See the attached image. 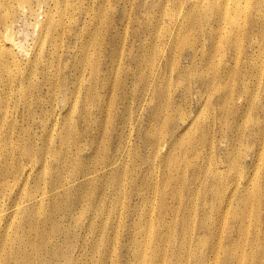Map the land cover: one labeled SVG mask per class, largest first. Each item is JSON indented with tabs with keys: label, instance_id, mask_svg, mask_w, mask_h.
<instances>
[{
	"label": "rangeland",
	"instance_id": "1",
	"mask_svg": "<svg viewBox=\"0 0 264 264\" xmlns=\"http://www.w3.org/2000/svg\"><path fill=\"white\" fill-rule=\"evenodd\" d=\"M28 1L0 4V264H179L184 233L186 264H264V18L226 42L213 0Z\"/></svg>",
	"mask_w": 264,
	"mask_h": 264
},
{
	"label": "bare ground",
	"instance_id": "2",
	"mask_svg": "<svg viewBox=\"0 0 264 264\" xmlns=\"http://www.w3.org/2000/svg\"><path fill=\"white\" fill-rule=\"evenodd\" d=\"M13 1H15V0H0V4L4 7V8H6V7H12V3H13ZM16 1H20L21 2V6L23 7V8H25V10L27 9L30 13H32V12H34V5H30V3H29V1L28 0H16ZM36 1V4H38L39 2L41 3L42 1L41 0H35ZM207 1V0H206ZM209 1V0H208ZM242 0H213V4H210V8H205V10H204V13H208L209 14V12H210V14L212 13L215 17H218L220 20H221V23H225L224 24V27H227L228 28V34H225V35H228V37H227V41L226 42H228L229 41V36L231 35V33L232 32H234L235 31V34H239L241 31H243V30H240V32L238 31L239 30V28H241V27H239L238 25L240 24V20H238V18L240 17V16H243V18H249V20H251V21H253V24L256 22L255 20H254V18H255V15H261V17L262 18H264V1L263 0H261L260 2H258L256 5L257 6H255V7H258L259 9L258 10H256L255 12H254V15L252 14V12L250 11V12H248L247 10H238V7L237 6H239V5H237V6H235V7H237L236 8V10L234 11H232L231 13H229V11H228V8L231 6V4H233V3H235V4H237V3H239V2H241ZM27 2V3H26ZM195 2V1H194ZM193 2V3H194ZM201 2V1H200ZM23 3H26V5H23ZM254 8V7H253ZM13 13V12H12ZM209 14V15H210ZM212 14H211V16H212ZM206 16H208V15H206ZM245 16V17H244ZM259 17V16H258ZM12 19L14 18V17H11ZM259 20V19H258ZM218 21V20H217ZM260 21V20H259ZM258 24V23H257ZM221 25V24H220ZM263 25V24H262ZM218 26V25H217ZM223 26V25H222ZM221 26V28H223ZM262 27V26H261ZM220 28V29H221ZM218 29H219V27H218ZM264 29V28H263ZM222 31V30H221ZM238 31V32H237ZM262 31V30H261ZM244 32H246V31H244ZM262 32H264V31H262ZM241 33H243V32H241ZM222 34H223V32H222ZM237 34V35H238ZM241 35H243V34H241ZM240 34H239V36L238 37H240L241 36ZM256 36V35H255ZM262 36V35H261ZM237 40H238V38H236ZM262 40V39H261ZM1 41V40H0ZM262 42V41H261ZM238 43V42H237ZM263 43V42H262ZM8 44H10V43H8ZM7 45V44H6ZM0 46H3V45H0ZM216 46H217V44H216ZM237 46H238V44H237ZM262 45L260 44V47H261ZM239 47V46H238ZM237 47V48H238ZM264 47V46H263ZM217 48V47H216ZM214 49H215V47H214ZM216 50V49H215ZM214 50V51H215ZM195 53V52H194ZM263 53H264V51H263ZM197 54V53H196ZM195 54V55H196ZM204 54H206L205 52H204ZM216 54V53H215ZM238 54V53H237ZM212 55V54H211ZM213 57V56H212ZM252 57V56H251ZM171 58V57H170ZM169 58V59H170ZM243 59V58H242ZM174 60V59H173ZM195 61V60H194ZM197 61V60H196ZM251 62V61H250ZM196 63V62H195ZM211 63V62H210ZM216 63V62H215ZM253 63V62H252ZM217 64H219V62L217 63ZM254 64V63H253ZM171 65V64H170ZM210 66V68L211 67H213L212 66V64H209ZM256 65V64H255ZM193 66V65H192ZM261 66V65H260ZM215 67V66H214ZM217 67H219V66H217ZM216 67V68H217ZM256 66H254V68H255ZM195 68V67H194ZM260 68V67H259ZM262 68V67H261ZM260 68V69H261ZM213 70H214V68H212ZM256 69V68H255ZM258 69V68H257ZM172 70V69H171ZM218 70L219 69H215V75H219V73H218ZM157 71V70H156ZM229 71H231V75H236V76H238L239 74L237 73L236 74V72H235V69H229L228 70V72ZM256 71V70H255ZM258 71V70H257ZM261 72V71H260ZM259 72V73H260ZM255 73V72H254ZM258 73V72H257ZM262 73V72H261ZM244 74V73H243ZM231 75H230V77H231ZM253 75V74H252ZM255 75H257V74H255ZM201 76V75H200ZM254 76V75H253ZM259 76H260V74H259ZM258 76V77H259ZM199 77V76H198ZM197 77V78H198ZM215 77V76H214ZM243 77V76H242ZM255 77V76H254ZM257 77V76H256ZM196 78V79H197ZM201 78V80H202V76L200 77ZM234 78V77H233ZM154 79V78H153ZM199 79V78H198ZM259 79H261V78H259ZM200 80V79H199ZM224 80V79H223ZM241 80V79H240ZM255 80H256V78H255ZM226 82V81H225ZM245 82V81H244ZM247 82H249V81H247ZM257 82V81H256ZM253 83V82H252ZM259 83V82H258ZM203 84V83H202ZM224 84H226V83H224ZM228 84V83H227ZM226 84V85H227ZM250 85V84H249ZM249 85H248V87H249ZM254 85V84H253ZM259 85V84H258ZM258 85H256L257 87H258ZM223 86H225V85H223ZM260 86V85H259ZM256 87V88H257ZM229 88H230V86H229ZM228 88V89H229ZM232 88V87H231ZM255 88V89H256ZM260 88V87H259ZM259 88H258V90H259ZM257 90V89H256ZM229 92H230V90H229ZM229 92H228V94H229ZM252 92H253V90H252ZM258 92V91H257ZM230 93H232V92H230ZM253 94V93H252ZM256 96H257V94H256ZM253 97V96H252ZM145 98V97H144ZM226 98H228V96L226 97ZM254 98V97H253ZM227 100H229V99H227ZM226 100V101H227ZM250 101V100H249ZM253 101V100H252ZM256 101V100H255ZM261 101V100H260ZM225 102V101H224ZM223 102V103H224ZM228 102V101H227ZM230 102V101H229ZM251 103V102H250ZM249 103V104H250ZM166 104V103H165ZM225 104H226V102H225ZM261 104H264V103H262L261 102ZM227 105V104H226ZM252 105H253V102H252ZM251 106V105H250ZM250 108H252V107H250ZM258 110H260L262 113H264V106L262 105V106H258ZM249 109V108H248ZM159 110V109H158ZM203 110V109H202ZM247 110V109H246ZM253 110V109H252ZM256 110V109H255ZM248 112H249V110H247ZM257 111V110H256ZM223 112H225V111H223ZM222 112V113H223ZM257 112H259V111H257ZM156 113V112H155ZM221 113V114H222ZM227 113V112H226ZM226 115V114H225ZM225 115H224V118H227V115H226V117H225ZM223 116V115H222ZM184 118V117H183ZM247 118V117H246ZM165 119V118H164ZM222 119V118H221ZM224 120V119H223ZM226 120V119H225ZM131 121V120H130ZM224 122V121H223ZM226 122V121H225ZM224 122V123H225ZM243 123V122H242ZM185 126V128L184 129H186V128H188V125L187 124H184ZM220 125H221V123H220ZM246 125V124H245ZM253 125H255L256 126V129H258V131H260V130H263V126L261 127L260 126V124H258V123H254ZM130 126V125H129ZM226 126V125H225ZM154 127V126H153ZM223 127V126H222ZM236 128V127H235ZM183 129V130H184ZM195 129V128H194ZM193 129V130H194ZM226 129V128H225ZM194 132V131H193ZM224 134V133H223ZM102 136H104V134H101ZM243 135V134H242ZM240 137V136H239ZM99 138V137H98ZM181 138H183V137H181ZM264 138V137H263ZM262 138V139H263ZM238 139V138H237ZM242 140V139H241ZM156 138L154 139V140H152V142H155L156 143ZM263 141V140H262ZM212 142H213V140H212ZM243 142V141H242ZM101 144V143H100ZM233 145V144H232ZM212 146V145H211ZM254 146V145H253ZM260 146V145H259ZM262 146H264V145H262ZM261 146V147H262ZM126 148V147H125ZM237 148V147H236ZM212 149V148H211ZM213 150V149H212ZM238 150V149H237ZM262 150V149H261ZM263 150H264V148H263ZM208 151V150H207ZM231 151V150H230ZM241 151V150H240ZM239 151V152H240ZM208 152H211V151H208ZM120 153V152H119ZM128 153V152H127ZM233 153H234V151H233ZM261 153V152H260ZM208 154H210V153H208ZM237 154V153H236ZM239 154V153H238ZM241 154V153H240ZM263 154V153H262ZM122 155V154H121ZM233 155H235V154H233ZM242 155V154H241ZM260 155V154H259ZM127 156V155H126ZM211 156V155H210ZM123 157V156H122ZM170 157V156H169ZM231 157V156H230ZM237 157H239V156H237ZM261 157V156H260ZM110 158V157H109ZM234 158V157H233ZM260 159V158H259ZM105 161H108V157H106L105 159H104ZM177 161V157H173L172 158V160H171V162L172 161ZM209 161H210V159H208ZM258 160V159H257ZM207 161V160H206ZM238 162V161H237ZM260 162V161H259ZM170 164V163H169ZM178 165V164H177ZM258 165V164H257ZM259 166V165H258ZM207 167V166H206ZM256 168V167H255ZM224 169V168H223ZM231 169H229V171H230ZM255 171V170H254ZM212 172V171H211ZM214 172V177L216 178V176H218V175H215V172H219V171H217V169L215 170V171H213ZM224 172V171H223ZM253 172V171H252ZM224 176H225V174H224ZM253 176V175H252ZM255 176V175H254ZM253 176V177H254ZM222 177V176H221ZM236 177V176H235ZM115 179H116V181H118V176H115L114 177ZM234 178V177H233ZM257 178V177H256ZM219 179V178H218ZM237 179V178H236ZM215 180V179H214ZM220 180H223V179H220ZM238 180V179H237ZM250 180H252V178L250 179ZM254 180V179H253ZM252 180V181H253ZM217 181V180H216ZM183 182V181H182ZM219 182V181H218ZM221 182V181H220ZM232 182V181H231ZM235 182V181H234ZM239 182V181H238ZM208 183V182H207ZM216 183V182H215ZM224 183V182H223ZM247 183H250V182H247ZM253 183V182H252ZM214 184V183H213ZM217 184V183H216ZM222 184V183H221ZM229 184H230V182H229ZM235 185V184H234ZM182 186V185H181ZM197 186V185H196ZM216 186V185H215ZM219 186V185H218ZM224 186V185H223ZM226 186H228V184L226 185ZM236 186V185H235ZM226 188V187H225ZM193 189V188H192ZM216 189V188H215ZM240 189V188H239ZM195 190V189H194ZM245 190V189H244ZM220 191V190H219ZM232 191V190H231ZM252 191H253V189H252ZM194 193V192H193ZM242 193V192H241ZM245 193V192H244ZM248 193V192H247ZM174 194V193H173ZM232 194H234V193H232ZM261 194L263 195L264 194V191H261L260 192V197H261ZM12 196V195H11ZM230 196V195H229ZM243 196V195H242ZM257 196V193H255V192H251V193H248L247 194V197H243V198H241V204H242V206H241V211H237L236 213H235V215H232L233 216V219L235 220V221H237V222H240V225H238V226H240V228H239V230H240V232L241 233H245L244 232V230H245V228H244V226H243V221L241 220L244 216H246V214L249 212V209H251L250 208V205H249V207H247V205L249 204V202H251L253 199H254V197H256ZM156 197V196H155ZM238 197V196H237ZM228 198V197H227ZM233 198H236V197H233ZM215 199V198H214ZM231 199V198H230ZM240 200V199H239ZM228 201V200H227ZM231 201V200H230ZM40 202H41V200H40ZM236 202V201H235ZM221 203H222V199H221V201H219V203L218 204H216V205H212L211 206V209H215L216 211H219L220 209H221ZM237 203V202H236ZM151 204V203H150ZM161 204H165L164 203V201H161ZM207 205V204H206ZM16 205H12V207L14 208ZM197 206V205H196ZM233 206V205H232ZM237 206V205H236ZM170 207V206H169ZM252 207V206H251ZM227 208H228V206H227ZM248 208V209H247ZM193 210V209H192ZM227 211V210H226ZM250 212H251V210H250ZM189 213V212H188ZM191 213V212H190ZM189 213V214H190ZM207 213V212H206ZM221 213V212H220ZM223 213V212H222ZM204 214V213H203ZM210 214V213H209ZM225 214V213H224ZM192 215V214H191ZM191 215H190V218H191ZM206 215H208V214H206ZM228 215V214H227ZM194 216V215H193ZM242 217V218H241ZM189 218V219H190ZM224 218V217H223ZM182 221H184V222H186V219H187V217H186V215H184V216H182L181 218H180ZM195 219V218H194ZM176 220H178V219H176ZM176 220H174V221H176ZM221 220V219H220ZM188 221H190V220H188ZM196 221V220H195ZM218 222H213V221H208L207 220V218H205V217H202V218H200L199 219V221H198V223H200V227L198 228L199 230H202V228H208V229H210V232H209V234H208V240H209V242H215V239H216V234L217 233H215V231H214V229H216V228H219V226L217 225V224H220V222H219V220H217ZM224 222H225V220H223ZM217 225V226H216ZM225 225H226V223H225ZM222 226V225H221ZM222 228V227H221ZM239 232V233H240ZM170 234V233H169ZM138 235V234H137ZM192 236V235H191ZM220 236V235H219ZM222 236H220V238H221ZM242 237V236H241ZM179 238H181V240H180V242H182V245L180 246V248H179V252H178V254H177V262L179 263V264H186V261H187V253L188 252H190V251H192V250H190L189 249V246L191 245V244H188V242H191L190 241V236L188 237V236H185V233L184 234H182ZM222 239V238H221ZM240 239V238H239ZM219 240V239H218ZM136 241H138V239L136 240ZM204 240H203V236H199V237H196L195 239H194V242H196L195 244L198 246V245H200L202 242H203ZM217 243V242H216ZM142 244V243H141ZM219 245V244H218ZM236 245H237V243L236 244H233V246L232 247H236ZM217 246V245H216ZM232 247H228L227 248V245H225V246H223V247H221V252H222V254H223V256H225L226 254H230V256H231V258L232 259H234V256L232 255V253H231V249H232ZM214 248H215V246H213V248H210V253L214 250ZM217 248V247H216ZM214 251H216V250H214ZM218 251V250H217ZM139 252L137 251L136 253H135V255L136 256H139ZM219 254V253H218ZM217 254V255H218ZM219 256V255H218ZM24 258H27V256L26 255H24L23 256ZM23 257H22V255H20V258L21 259H23ZM216 257V256H215ZM142 260H144L145 258L143 257V256H141L140 257ZM164 260V259H163ZM162 260V261H163ZM164 262V261H163ZM156 263L157 264H159V256H158V258L156 259ZM163 264V263H162Z\"/></svg>",
	"mask_w": 264,
	"mask_h": 264
}]
</instances>
